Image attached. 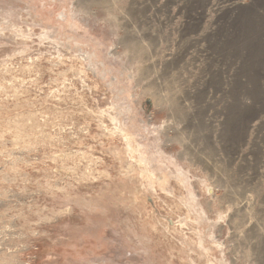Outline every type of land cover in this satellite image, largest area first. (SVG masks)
<instances>
[{
	"label": "rangeland",
	"instance_id": "374dc122",
	"mask_svg": "<svg viewBox=\"0 0 264 264\" xmlns=\"http://www.w3.org/2000/svg\"><path fill=\"white\" fill-rule=\"evenodd\" d=\"M0 264H264V0H0Z\"/></svg>",
	"mask_w": 264,
	"mask_h": 264
},
{
	"label": "bare ground",
	"instance_id": "6f19581e",
	"mask_svg": "<svg viewBox=\"0 0 264 264\" xmlns=\"http://www.w3.org/2000/svg\"><path fill=\"white\" fill-rule=\"evenodd\" d=\"M234 15V14H233ZM238 20V19H237Z\"/></svg>",
	"mask_w": 264,
	"mask_h": 264
}]
</instances>
